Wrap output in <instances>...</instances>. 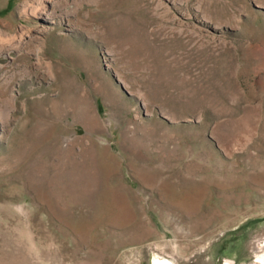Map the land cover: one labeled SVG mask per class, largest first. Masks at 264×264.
<instances>
[{
    "label": "rangeland",
    "instance_id": "374dc122",
    "mask_svg": "<svg viewBox=\"0 0 264 264\" xmlns=\"http://www.w3.org/2000/svg\"><path fill=\"white\" fill-rule=\"evenodd\" d=\"M0 264H264V0H0Z\"/></svg>",
    "mask_w": 264,
    "mask_h": 264
},
{
    "label": "bare ground",
    "instance_id": "6f19581e",
    "mask_svg": "<svg viewBox=\"0 0 264 264\" xmlns=\"http://www.w3.org/2000/svg\"><path fill=\"white\" fill-rule=\"evenodd\" d=\"M46 19H49V20H55V22H54V26L53 27H50V28H48V27H43V28H38V29H34V32H36V33H40V34H45V35H47V38L45 39L46 41V44H48L47 43V39L48 38H50V36L54 33L55 34V30L56 29H58L59 30V25H61L62 24V21H63V18L61 17V14L60 15H56V12L54 11V12H52V13H50L49 14V16L46 18ZM57 32V31H56ZM32 39V38H31ZM33 41H38V39L37 38H35V39H33ZM51 44V43H50ZM43 47V46H42ZM42 56H43V54H41V53H39L38 55H37V57H38V61L40 62V66H41V63L43 62L42 61ZM67 99V98H66ZM71 100V99H70ZM73 102V101H72ZM69 104H71V103H69Z\"/></svg>",
    "mask_w": 264,
    "mask_h": 264
}]
</instances>
